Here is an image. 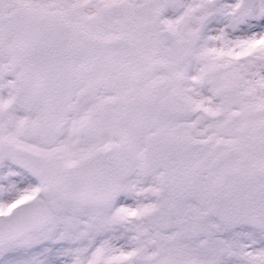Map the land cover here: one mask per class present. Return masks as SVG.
<instances>
[{"label":"snow or ice","instance_id":"6c2138e0","mask_svg":"<svg viewBox=\"0 0 264 264\" xmlns=\"http://www.w3.org/2000/svg\"><path fill=\"white\" fill-rule=\"evenodd\" d=\"M0 264H264V0H0Z\"/></svg>","mask_w":264,"mask_h":264}]
</instances>
